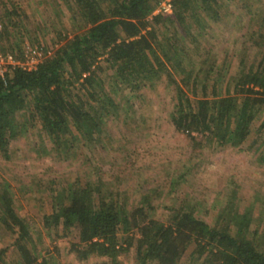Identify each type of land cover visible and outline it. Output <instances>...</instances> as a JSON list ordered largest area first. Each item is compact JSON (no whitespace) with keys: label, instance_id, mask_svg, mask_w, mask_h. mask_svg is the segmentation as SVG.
Returning a JSON list of instances; mask_svg holds the SVG:
<instances>
[{"label":"trees","instance_id":"1","mask_svg":"<svg viewBox=\"0 0 264 264\" xmlns=\"http://www.w3.org/2000/svg\"><path fill=\"white\" fill-rule=\"evenodd\" d=\"M74 1L83 20L74 34L35 69L15 68L0 76V156L10 158L11 140L39 121L58 152L73 153L80 143L91 144L101 135L107 118L130 108L131 96L165 74L176 85L171 120L177 130L207 133L218 146L241 147L249 139L256 119L264 116V61L247 71L243 67L234 85L223 90L224 68L213 63L197 69L190 59L183 63L189 55L184 43L196 42L194 31L202 34L209 19L220 17L223 0H172L171 14H155L165 0ZM2 6L6 18L17 15L5 0ZM8 31L4 25L1 41ZM9 49L18 54L14 45ZM167 62L181 74V83ZM211 81L212 96L206 91ZM125 90L129 94L123 95ZM256 131L264 162V118ZM47 192L53 205L43 215L44 226L56 229L57 237L70 238L71 250L81 259L99 256L114 264L135 247L139 264H264V234L251 230L252 212L239 211L235 196L209 224L198 204L175 203L167 207L165 219L158 218L156 193L151 192L135 207L105 192L99 182L75 181ZM0 225L13 234L20 254L9 262L8 249L1 248L0 264L39 263L30 224L19 215L6 183L0 188Z\"/></svg>","mask_w":264,"mask_h":264},{"label":"rangeland","instance_id":"2","mask_svg":"<svg viewBox=\"0 0 264 264\" xmlns=\"http://www.w3.org/2000/svg\"><path fill=\"white\" fill-rule=\"evenodd\" d=\"M5 1L17 15L10 20L1 7L2 30L8 25L9 31L0 45L6 52L14 45L21 60L26 47H38L50 55L83 24L74 0ZM223 2L220 17L209 19L202 34L194 31L196 42L184 43L189 55L183 57L184 64L190 59L197 69L213 63L218 69L224 68L226 75L219 90L228 84L232 87L243 67L247 71L264 61V0ZM161 7L155 14H171ZM167 65L181 83V74L169 62ZM212 83L206 90L210 96ZM175 87L167 74L143 87L131 96L130 108L125 104L118 117L106 119L100 138L91 144L80 143L73 153L58 152L40 121L11 140L10 158L0 156V188L6 183L14 193L19 215L30 224L39 263L47 259L48 264H113L105 257L79 258L71 250L70 238L57 237L56 229L43 224L44 213H50L53 205L47 191H59L75 181L83 185L99 182L105 192L126 200L129 207L137 206L143 194L156 193L153 202L160 219L168 216L167 207L175 203L198 204L200 216L209 224H214L221 209L235 196L239 211L252 212L251 230L264 234V162L256 149L260 143L256 128L264 116L256 119L253 133L241 147L218 146L207 139V133L188 135L176 129L171 120ZM202 94L199 85L198 95ZM13 239V234L0 225V249H8L9 262L20 258ZM135 254L134 247L114 264H139Z\"/></svg>","mask_w":264,"mask_h":264},{"label":"built area","instance_id":"3","mask_svg":"<svg viewBox=\"0 0 264 264\" xmlns=\"http://www.w3.org/2000/svg\"><path fill=\"white\" fill-rule=\"evenodd\" d=\"M171 1L172 0L163 1L161 3V8H164L165 11H172ZM1 31L2 23L0 22V32ZM23 57L24 60H21L14 52L3 51L0 45V76L7 74L15 68L33 70L46 58V54L38 47H35L33 49L26 47L23 53Z\"/></svg>","mask_w":264,"mask_h":264}]
</instances>
